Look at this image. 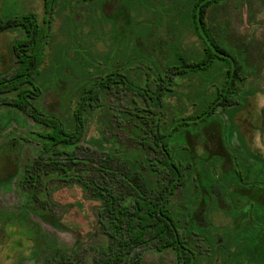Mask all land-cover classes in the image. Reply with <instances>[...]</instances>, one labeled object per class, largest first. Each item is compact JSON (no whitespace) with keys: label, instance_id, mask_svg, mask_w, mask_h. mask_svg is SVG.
<instances>
[{"label":"rangeland","instance_id":"374dc122","mask_svg":"<svg viewBox=\"0 0 264 264\" xmlns=\"http://www.w3.org/2000/svg\"><path fill=\"white\" fill-rule=\"evenodd\" d=\"M192 2L61 0L41 64L42 93L34 101L47 115L72 125L83 84L109 69L141 83L175 58V51L200 58L204 45L189 16ZM28 12L42 23L44 0H0V17ZM204 19L245 77L231 103L172 135L175 157L190 163L172 207L199 252L197 264H248L264 259V0H223L208 6ZM22 35L19 28H0V74L16 64L12 44ZM223 77L222 65L204 75L176 77V92L165 95L162 107L166 124L195 113ZM133 97L130 91L110 90L87 112L76 155L88 156L93 167L79 163L68 174L43 173L33 185L26 180V164L40 154L44 139L38 132L51 128L0 104V264H44L52 239L80 255L83 264H95L97 248L107 243L98 218L102 203L78 177L100 178L96 168L108 153L148 154L135 135L136 121L120 115ZM203 229L214 243L208 250L198 236ZM122 264L183 263L173 248L147 247L138 262Z\"/></svg>","mask_w":264,"mask_h":264},{"label":"trees","instance_id":"16d2710c","mask_svg":"<svg viewBox=\"0 0 264 264\" xmlns=\"http://www.w3.org/2000/svg\"><path fill=\"white\" fill-rule=\"evenodd\" d=\"M60 1L44 0L42 23L34 12L0 17V28L15 27L23 33L12 44L16 64L0 74V104L25 111L34 120L51 128L38 132L44 141L39 156L26 164V180L31 179L28 182L33 185L43 173L59 170L68 174L79 163L93 167L88 156L80 158L76 155L86 114L100 106L104 94L110 90L130 91L134 93L133 103L128 110L121 109L120 115L136 121L135 135L148 154L131 152L127 156H116L108 153L96 168L102 174L100 178L78 177L102 203L98 218L107 243L97 248L101 253L94 262L122 264L131 259L138 262L144 248L164 250L170 247L176 251L179 262L197 264L199 252L194 249L172 207L175 190L186 183L190 163L175 157L171 138L179 128L205 122L218 106L231 103L240 91L245 77L241 64L217 41L204 19L206 8L223 0H192L189 4L190 19L204 45L200 58L193 59L175 51V58L169 59L163 69H153L151 76H146L141 83L132 82L119 69H109L106 74L83 84L72 125L47 115L34 101L42 93L39 83L41 64ZM217 65L224 67V77L214 94L200 99V108L195 113L174 116L166 124L162 107L165 95L176 92L175 78L194 72L204 75ZM137 98L143 100V105ZM198 236L206 250L214 245L212 235L206 230L203 229ZM48 249L44 264H83L80 255L60 246L54 239L49 242ZM252 260L248 264H264V260Z\"/></svg>","mask_w":264,"mask_h":264},{"label":"flooded vegetation","instance_id":"af4514ba","mask_svg":"<svg viewBox=\"0 0 264 264\" xmlns=\"http://www.w3.org/2000/svg\"><path fill=\"white\" fill-rule=\"evenodd\" d=\"M241 171V174L242 173H244V172H242V170H240ZM256 260V262H258V261H263L264 259H255Z\"/></svg>","mask_w":264,"mask_h":264}]
</instances>
